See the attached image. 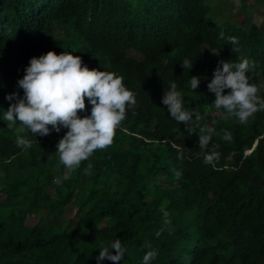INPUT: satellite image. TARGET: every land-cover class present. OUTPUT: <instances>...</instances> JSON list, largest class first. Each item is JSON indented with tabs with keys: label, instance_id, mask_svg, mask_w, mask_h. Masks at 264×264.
I'll return each instance as SVG.
<instances>
[{
	"label": "trees",
	"instance_id": "trees-1",
	"mask_svg": "<svg viewBox=\"0 0 264 264\" xmlns=\"http://www.w3.org/2000/svg\"><path fill=\"white\" fill-rule=\"evenodd\" d=\"M240 12L248 15L247 7ZM48 51L114 72L136 95L113 144L72 172L56 152L67 129L35 137L4 120L5 96L23 95L17 81ZM237 56L255 62L249 82L259 87L264 25L247 16L217 21L208 0H0V264H97L116 239L126 248L118 264H142L149 242L158 253L150 264H264V111L247 124L224 120L207 88L218 60ZM186 58L190 71L181 67ZM191 76L200 77L195 91ZM171 82L201 114L192 135L162 104ZM85 103L82 116L90 115ZM205 124L220 134L205 150L218 145L215 167L198 145ZM224 130L232 142L221 139ZM18 136L31 148L17 147Z\"/></svg>",
	"mask_w": 264,
	"mask_h": 264
},
{
	"label": "clouds",
	"instance_id": "clouds-1",
	"mask_svg": "<svg viewBox=\"0 0 264 264\" xmlns=\"http://www.w3.org/2000/svg\"><path fill=\"white\" fill-rule=\"evenodd\" d=\"M220 38H224L222 33ZM228 39L231 45L239 43L237 37ZM209 51L219 56L220 50ZM232 51L238 53L239 50L232 48ZM181 67L190 71L194 63L186 58L181 62ZM254 70L255 62L243 56H237L235 61L218 60L207 88L215 96L212 106L218 111L223 110L222 119L235 117L239 123L247 124L255 113L264 111V98L259 95V87L249 82V73ZM24 72L23 78L17 81L23 95L13 92L5 96L10 102L8 109L4 111L7 127L11 129L19 123L22 126L20 131L30 130L35 137H44L53 131L59 133L62 129H67L56 145V152L60 163L68 172L78 169L96 151L110 147L116 130L126 119L127 110L135 107L137 103L135 93L125 86L122 76L104 70H90L83 64L80 56H74L70 52L56 54L48 51L39 57H32ZM190 83L191 89L195 91L199 87L200 77L191 76ZM225 90H228L227 93ZM85 98L91 105L90 115L82 116L81 113L88 112ZM162 104L171 118L185 125L189 135L194 133L193 116L195 121H200L201 114L196 109L184 106L182 93L177 90L175 82H171L169 90L164 91ZM213 135H220L215 127L208 124L200 127L198 145L204 152V163L215 167L221 156L215 150L218 145H214L211 151H205L209 148ZM221 139L230 143L233 137L229 131L224 130ZM16 144L17 147L25 149L32 146L31 141L23 136L17 137ZM255 144L256 142L252 147ZM250 150L246 149V152ZM180 158L183 159V156ZM173 171L177 179L182 177V171ZM69 178L68 175L63 177L64 180ZM164 216L165 225H170L167 211ZM163 230L156 233L157 238ZM145 246L150 250L143 256L142 264H150L158 253L150 242ZM125 252L126 248L122 247L121 240L116 239L103 247L95 259L97 264H102L105 260L118 264L124 258Z\"/></svg>",
	"mask_w": 264,
	"mask_h": 264
},
{
	"label": "rangeland",
	"instance_id": "rangeland-1",
	"mask_svg": "<svg viewBox=\"0 0 264 264\" xmlns=\"http://www.w3.org/2000/svg\"><path fill=\"white\" fill-rule=\"evenodd\" d=\"M257 0H208L211 6V15H213L217 21L220 19H231L233 21H240L242 17H248L250 21L256 22L257 24L264 25V0H261L258 4ZM244 6L248 9V15L240 12V7ZM239 7V9H238ZM132 55L139 56L137 52H130ZM259 89L264 97V80L260 79ZM256 142V140H255ZM73 210L70 211L66 216H70ZM66 222V220H65Z\"/></svg>",
	"mask_w": 264,
	"mask_h": 264
},
{
	"label": "built area",
	"instance_id": "built-area-1",
	"mask_svg": "<svg viewBox=\"0 0 264 264\" xmlns=\"http://www.w3.org/2000/svg\"><path fill=\"white\" fill-rule=\"evenodd\" d=\"M261 136H264V132L261 134Z\"/></svg>",
	"mask_w": 264,
	"mask_h": 264
}]
</instances>
